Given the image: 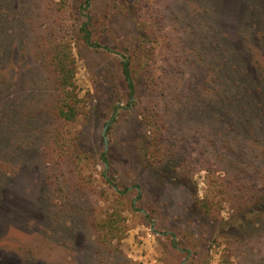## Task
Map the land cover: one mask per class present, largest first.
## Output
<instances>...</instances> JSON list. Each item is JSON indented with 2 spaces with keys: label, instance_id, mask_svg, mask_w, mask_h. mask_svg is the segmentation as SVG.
<instances>
[{
  "label": "rangeland",
  "instance_id": "374dc122",
  "mask_svg": "<svg viewBox=\"0 0 264 264\" xmlns=\"http://www.w3.org/2000/svg\"><path fill=\"white\" fill-rule=\"evenodd\" d=\"M0 264H264V0H0Z\"/></svg>",
  "mask_w": 264,
  "mask_h": 264
},
{
  "label": "trees",
  "instance_id": "16d2710c",
  "mask_svg": "<svg viewBox=\"0 0 264 264\" xmlns=\"http://www.w3.org/2000/svg\"><path fill=\"white\" fill-rule=\"evenodd\" d=\"M90 1L91 0H84L85 6H88ZM86 27L87 23L84 24V27L81 28V31L84 32V38L87 42H89L90 34ZM50 62L56 74L57 83L62 88V91L65 95L64 99H66L64 104V109L66 110L61 108L59 110V116L67 121H72L76 117V111L74 105H70L69 102H73V100L76 99V96L73 95L72 91L70 90L73 86L72 82L74 78V60L71 47L64 44H57L51 54ZM121 65L128 86L131 88L132 84L131 78L129 76V64L128 62L123 61Z\"/></svg>",
  "mask_w": 264,
  "mask_h": 264
},
{
  "label": "water",
  "instance_id": "95a60500",
  "mask_svg": "<svg viewBox=\"0 0 264 264\" xmlns=\"http://www.w3.org/2000/svg\"><path fill=\"white\" fill-rule=\"evenodd\" d=\"M106 129H107V125L104 126L103 131H102V137H103L105 146L107 144V139H106V136H105Z\"/></svg>",
  "mask_w": 264,
  "mask_h": 264
}]
</instances>
